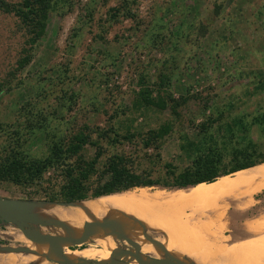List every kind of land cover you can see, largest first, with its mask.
I'll use <instances>...</instances> for the list:
<instances>
[{"label":"rangeland","instance_id":"1","mask_svg":"<svg viewBox=\"0 0 264 264\" xmlns=\"http://www.w3.org/2000/svg\"><path fill=\"white\" fill-rule=\"evenodd\" d=\"M2 1L21 0H0V83L5 85L0 95V155L16 130L23 135L21 148L41 157L51 141L86 125L94 130L114 127L120 142L104 144V155L125 153L136 161L137 171L154 178L164 174L166 162L178 171L191 165L195 155L181 148L187 138L205 146L199 154L211 147L221 158V170L230 166L232 151L248 140L264 153V0H57L44 36L22 69L17 60L27 47V33ZM162 73L170 78L168 94L189 98L177 114L137 103L142 80L154 89ZM165 122L171 130L160 149L146 148L143 139L149 130ZM202 124L208 127L199 133ZM31 126L35 132L30 136L26 127ZM129 130L140 133L132 142L122 139ZM244 135L248 140H240ZM84 150L87 158L93 156V148ZM58 175L60 171L50 168L45 177ZM28 196L43 200L44 193L0 181V197ZM184 212L193 215L189 209ZM193 218L217 220V243L264 235V191L217 200L213 209ZM15 231L0 227V244H8V235ZM139 235L146 241L147 235L157 238L146 229ZM95 245L105 251L104 245ZM204 256L196 253V263ZM99 257L94 259H103Z\"/></svg>","mask_w":264,"mask_h":264},{"label":"trees","instance_id":"2","mask_svg":"<svg viewBox=\"0 0 264 264\" xmlns=\"http://www.w3.org/2000/svg\"><path fill=\"white\" fill-rule=\"evenodd\" d=\"M56 1L21 0L18 4L1 2L5 11H11L19 18L27 33V47L22 49V56L17 60V68L22 69L31 61L34 45L44 36L49 20V10ZM169 79L166 73L160 74L159 82L154 89L148 88L145 80H142L141 83H144V86L137 93L139 106L152 107L157 111L170 108L173 113L177 114V107L186 104L189 98L175 99L170 93L168 94ZM4 89V83H0V95ZM153 92H155L154 96ZM206 127L203 125L199 133H204ZM26 130L30 136L35 132L32 126L29 129L26 127ZM170 130L169 122L163 123L158 129H150L143 139L144 146L159 150L162 138ZM18 132L15 131L12 142L4 148L0 155V181H9L23 189L35 188L38 193L42 191L43 201L49 203L73 202L136 187L186 188L202 182H213L220 176L264 162V153L260 151L259 145L248 140L244 135L240 140H248V142L232 151L229 159L230 166L221 170L218 166L221 158L219 155L214 156L211 147H206L207 153L199 154L203 145L187 138L181 144V148L188 155H195L191 165L178 171L172 163L166 162L164 163L166 169L164 174L154 178L149 172L137 171L136 161L125 153L113 152L104 155L107 146H114L120 142V135L112 126L107 130H94L86 125L84 130H77L58 140L51 141L48 145V152L41 157L28 154L21 148L22 142L20 143L19 140L23 135ZM136 134L140 133L129 130L122 135V139L132 142ZM86 146L94 149V154L90 158H87L85 154ZM203 148L205 149V146ZM50 168H53L54 172L60 171L58 175L60 178H46V172ZM93 175L96 176L95 185L91 181ZM44 182L48 185L45 186ZM28 200L34 199L28 196Z\"/></svg>","mask_w":264,"mask_h":264},{"label":"bare ground","instance_id":"3","mask_svg":"<svg viewBox=\"0 0 264 264\" xmlns=\"http://www.w3.org/2000/svg\"><path fill=\"white\" fill-rule=\"evenodd\" d=\"M235 175L234 180L230 179V175H225L213 182H202L195 186L172 190L138 187L94 199L89 198L90 200L68 206L35 204L31 209L38 219L47 222L61 221L78 234L84 232L83 221L111 218L130 238L138 242L141 249L155 257H162L164 252H167L173 257L186 256L196 263V253H202L205 255L204 258L196 264H264V235L229 244L217 243L214 230L217 220L193 218L198 212L213 209L216 201L234 187L248 183L256 176L264 175V164L241 170ZM186 209L193 215L189 217L185 215ZM142 229L157 234L155 240L158 243L151 239L146 241L144 236L141 237L139 233ZM40 230L66 233L61 227H41ZM8 240L10 245H21L29 251H0V264H55L51 245L32 242L19 231L8 235ZM92 243L104 245L105 251L103 248L90 246ZM87 244L74 242L64 244L62 246L64 255L73 261L94 259L99 256H103L104 259L117 247L116 240L107 230L92 235ZM47 258L52 261H48Z\"/></svg>","mask_w":264,"mask_h":264},{"label":"water","instance_id":"4","mask_svg":"<svg viewBox=\"0 0 264 264\" xmlns=\"http://www.w3.org/2000/svg\"><path fill=\"white\" fill-rule=\"evenodd\" d=\"M83 200L85 199L67 203H49L43 200H23L0 197V227L7 226L15 228L32 242L51 245L52 253L55 257V264H196L187 257H173L167 252H164L162 257H155L142 252L138 242L130 238L126 231L111 218L102 217L83 221L82 227L84 232L78 234L73 232L67 224L61 221L47 222L38 219L31 209V206L35 204L68 206ZM41 227H61L66 233L43 232L40 230ZM102 230L109 231L111 236L117 240L116 249L112 251L108 257L104 259H80L79 261H73L64 255L62 247L64 244L74 242L76 244L85 245L90 242L92 235ZM147 237L157 242L155 237H149V235H147ZM0 251L28 252L29 250L21 245L12 246L8 243L0 244ZM47 260L52 261L49 258H47Z\"/></svg>","mask_w":264,"mask_h":264},{"label":"crops","instance_id":"5","mask_svg":"<svg viewBox=\"0 0 264 264\" xmlns=\"http://www.w3.org/2000/svg\"><path fill=\"white\" fill-rule=\"evenodd\" d=\"M263 164H264V162L260 163V164H256V165L249 167V168H246V169H250V168H253L256 166H263ZM242 170H245V169H242ZM239 171H241V170H238V171L230 174V179L234 180L236 178L235 174ZM220 177H222V176H220ZM239 186L238 187L236 186V187H234V189H231L230 192L225 193L220 198V200H224V198H226V197L238 199L239 197H243L245 195H251L253 193L255 194V193L264 191V175L256 176L254 179H252L248 183H244V184L239 185Z\"/></svg>","mask_w":264,"mask_h":264},{"label":"flooded vegetation","instance_id":"6","mask_svg":"<svg viewBox=\"0 0 264 264\" xmlns=\"http://www.w3.org/2000/svg\"><path fill=\"white\" fill-rule=\"evenodd\" d=\"M92 244H95V243H92ZM91 246V245H90Z\"/></svg>","mask_w":264,"mask_h":264}]
</instances>
